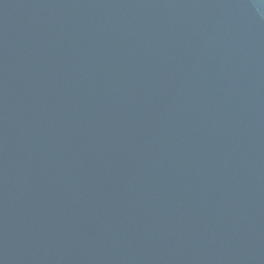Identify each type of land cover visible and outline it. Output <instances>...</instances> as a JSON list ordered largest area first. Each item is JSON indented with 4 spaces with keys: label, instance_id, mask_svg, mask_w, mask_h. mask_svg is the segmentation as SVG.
<instances>
[{
    "label": "water",
    "instance_id": "obj_1",
    "mask_svg": "<svg viewBox=\"0 0 264 264\" xmlns=\"http://www.w3.org/2000/svg\"><path fill=\"white\" fill-rule=\"evenodd\" d=\"M261 0H0V264H264Z\"/></svg>",
    "mask_w": 264,
    "mask_h": 264
},
{
    "label": "clouds",
    "instance_id": "obj_2",
    "mask_svg": "<svg viewBox=\"0 0 264 264\" xmlns=\"http://www.w3.org/2000/svg\"><path fill=\"white\" fill-rule=\"evenodd\" d=\"M259 7H264V0H261V4L259 5Z\"/></svg>",
    "mask_w": 264,
    "mask_h": 264
}]
</instances>
